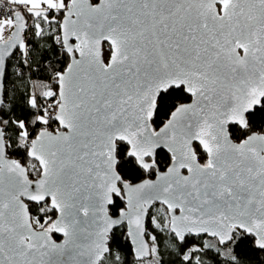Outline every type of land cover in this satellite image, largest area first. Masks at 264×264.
I'll use <instances>...</instances> for the list:
<instances>
[{
	"label": "snow or ice",
	"instance_id": "6c2138e0",
	"mask_svg": "<svg viewBox=\"0 0 264 264\" xmlns=\"http://www.w3.org/2000/svg\"><path fill=\"white\" fill-rule=\"evenodd\" d=\"M7 3L0 264H264V0Z\"/></svg>",
	"mask_w": 264,
	"mask_h": 264
},
{
	"label": "trees",
	"instance_id": "16d2710c",
	"mask_svg": "<svg viewBox=\"0 0 264 264\" xmlns=\"http://www.w3.org/2000/svg\"><path fill=\"white\" fill-rule=\"evenodd\" d=\"M58 67H59V65H58ZM41 68H43V66H41ZM48 76H49V73L47 71L37 69V71H35L34 73L31 74V80L28 81V83L46 82ZM5 90L7 93L6 100H12L13 103H16V104H19L22 102V96L26 95V92H27V88H26L25 84L16 80L15 76H13L10 81L5 82ZM128 178L130 179L131 177H128ZM140 178H142V177H140ZM138 179L136 181H138ZM136 181H134V182H136ZM159 239H162V238L158 236V240ZM121 243L126 244L127 242L122 239ZM167 243H168V241L163 240L161 247L163 248L164 246L167 245ZM121 251H122L123 255H127V252H125L123 250H121ZM241 251L242 252H248V246L247 245H241ZM248 254L250 255V253H248ZM128 258H129V260H135V258L133 256H129ZM165 259H168V257L166 256ZM220 259H223V257H220Z\"/></svg>",
	"mask_w": 264,
	"mask_h": 264
},
{
	"label": "built area",
	"instance_id": "2783aa9c",
	"mask_svg": "<svg viewBox=\"0 0 264 264\" xmlns=\"http://www.w3.org/2000/svg\"><path fill=\"white\" fill-rule=\"evenodd\" d=\"M13 7L11 4L7 3V0H0V13H3L6 8Z\"/></svg>",
	"mask_w": 264,
	"mask_h": 264
},
{
	"label": "water",
	"instance_id": "95a60500",
	"mask_svg": "<svg viewBox=\"0 0 264 264\" xmlns=\"http://www.w3.org/2000/svg\"><path fill=\"white\" fill-rule=\"evenodd\" d=\"M136 182H138V181H136ZM57 240V239H56ZM61 240H62V237L60 238V239H58L57 240V242H61ZM135 258V257H134Z\"/></svg>",
	"mask_w": 264,
	"mask_h": 264
},
{
	"label": "flooded vegetation",
	"instance_id": "af4514ba",
	"mask_svg": "<svg viewBox=\"0 0 264 264\" xmlns=\"http://www.w3.org/2000/svg\"><path fill=\"white\" fill-rule=\"evenodd\" d=\"M55 238L58 240V239H60L61 237H60V236H57V237H55Z\"/></svg>",
	"mask_w": 264,
	"mask_h": 264
},
{
	"label": "rangeland",
	"instance_id": "374dc122",
	"mask_svg": "<svg viewBox=\"0 0 264 264\" xmlns=\"http://www.w3.org/2000/svg\"><path fill=\"white\" fill-rule=\"evenodd\" d=\"M165 241H167V240H165Z\"/></svg>",
	"mask_w": 264,
	"mask_h": 264
}]
</instances>
